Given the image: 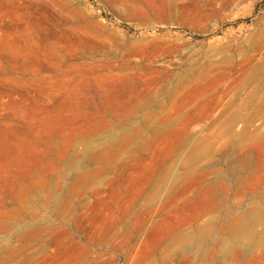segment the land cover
<instances>
[{"label":"rangeland","instance_id":"374dc122","mask_svg":"<svg viewBox=\"0 0 264 264\" xmlns=\"http://www.w3.org/2000/svg\"><path fill=\"white\" fill-rule=\"evenodd\" d=\"M227 263L264 264V0H0V264Z\"/></svg>","mask_w":264,"mask_h":264},{"label":"bare ground","instance_id":"6f19581e","mask_svg":"<svg viewBox=\"0 0 264 264\" xmlns=\"http://www.w3.org/2000/svg\"><path fill=\"white\" fill-rule=\"evenodd\" d=\"M230 261V260H229ZM227 264H230V263H227Z\"/></svg>","mask_w":264,"mask_h":264}]
</instances>
